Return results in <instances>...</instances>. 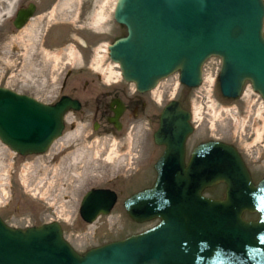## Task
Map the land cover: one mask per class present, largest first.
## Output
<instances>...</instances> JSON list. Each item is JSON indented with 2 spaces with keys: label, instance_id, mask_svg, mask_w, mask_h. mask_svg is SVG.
Instances as JSON below:
<instances>
[{
  "label": "water",
  "instance_id": "water-1",
  "mask_svg": "<svg viewBox=\"0 0 264 264\" xmlns=\"http://www.w3.org/2000/svg\"><path fill=\"white\" fill-rule=\"evenodd\" d=\"M113 18L126 34L108 44L109 58L138 91L174 73L197 87L206 60L218 57L222 96L239 97L248 81L264 101V0H115ZM69 108L79 103H45L0 86V141L21 156L41 154L60 136ZM190 120L178 100L163 106L153 133L164 146L155 180L123 201L133 221L158 219L155 225L80 253L57 221L21 228L0 216V264H264V176L255 183L224 141L199 143L186 161ZM218 183L223 198L203 194ZM116 201L114 190L91 188L79 215L91 223Z\"/></svg>",
  "mask_w": 264,
  "mask_h": 264
},
{
  "label": "rangeland",
  "instance_id": "rangeland-1",
  "mask_svg": "<svg viewBox=\"0 0 264 264\" xmlns=\"http://www.w3.org/2000/svg\"><path fill=\"white\" fill-rule=\"evenodd\" d=\"M114 1L100 3L106 8L103 26L110 33L96 43L93 54L97 59L99 54L105 53V45L116 34L124 33L123 27L119 31L116 23L109 19ZM104 17L94 23H100ZM59 31V35H64L66 30L61 28ZM78 38L81 43L84 39L86 42L98 40V36L93 37L86 32L78 35ZM57 52L59 65L60 58L64 60L67 56L80 63L85 51L81 44L75 46L69 42ZM55 67L54 63L50 77L44 75L47 81H43L42 77V81L36 82L37 91L33 88L40 101L49 102L56 93L60 65ZM219 67L220 59L210 57L203 65V81L197 87L182 85L178 81V73L161 80L158 95L153 91L155 97H161L151 111L158 113L168 101L180 100L183 108L190 111L193 126L186 140L187 156L199 142L224 141L239 151L253 181L257 182L264 176V111L261 112L262 106L259 104L263 100L252 90L248 81L235 99L222 96L217 81L212 86L210 83L209 95L205 91L209 75L216 77ZM3 68L7 69L5 66ZM11 82L8 77L2 80L7 87L13 86ZM232 108L238 112L232 111ZM260 113L261 117L258 116ZM157 126L156 120L150 126L144 122L142 126L137 125L131 130L128 128L109 136L105 140L106 151L94 146V152L78 160L70 156L62 161H49L42 153L21 156L0 141V216L7 224L21 228L57 221L61 224L65 239L80 253L153 226L158 219L142 223L133 221L125 211L123 201L153 183L156 176L154 163L162 152V147L155 144L152 138ZM98 187L114 190L117 202L108 214L87 223L79 215L80 200L87 190ZM224 190V184L218 183L206 188L203 193L209 197H219ZM244 216L256 218V215Z\"/></svg>",
  "mask_w": 264,
  "mask_h": 264
},
{
  "label": "flooded vegetation",
  "instance_id": "flooded-vegetation-1",
  "mask_svg": "<svg viewBox=\"0 0 264 264\" xmlns=\"http://www.w3.org/2000/svg\"><path fill=\"white\" fill-rule=\"evenodd\" d=\"M64 1L66 0H0V68H2L0 86H5L2 80L8 77L13 84L8 88L36 98L33 88L37 91L36 82L42 81V77L43 81H47L44 75L49 77L52 75L54 71L52 56L63 47V44L69 42L75 46L81 44L85 51L80 63L64 61L60 58L56 93L52 100L45 102L52 104L67 97L79 103V108H69L66 111L60 136L42 153L49 158V161L58 159L62 161L72 157L74 150L81 148V143L89 147V149L82 147L83 151L85 149L92 152L95 142L100 141L104 143V150L107 145L105 140L109 136L128 128L131 130L137 125L142 126L144 122L150 126V123L156 120L158 125L162 110L161 108L158 113L151 111L155 103L159 102L152 89L138 91L133 83L123 79L120 67L109 58L107 50L109 43L106 44L105 59L94 60L96 43L110 33V30L104 29L103 26L106 22L105 17L97 24L93 20L102 5L100 3L104 0H71L70 6L61 8ZM66 8L67 11H64ZM103 10L106 15V8L104 7ZM109 19L116 23L119 31L124 28V33L116 34L111 43L125 35L126 28L114 20L113 8ZM30 21L34 24L30 35L24 33L22 39L17 38V32ZM61 28L66 30L64 35H59ZM82 31L93 37L98 36V40L86 42L84 39L81 43L78 35H83ZM28 39L30 44L26 43ZM107 63L114 68L115 75L112 77L109 76ZM59 65L55 64V68ZM4 66L7 69H4ZM178 101L183 107L182 102ZM159 146L162 147V154L164 146ZM194 147L187 156L185 145L186 161ZM224 195L225 190L222 196L210 198H223ZM245 214L256 215V220L259 218L257 213L249 212H244L243 218Z\"/></svg>",
  "mask_w": 264,
  "mask_h": 264
},
{
  "label": "bare ground",
  "instance_id": "bare-ground-1",
  "mask_svg": "<svg viewBox=\"0 0 264 264\" xmlns=\"http://www.w3.org/2000/svg\"><path fill=\"white\" fill-rule=\"evenodd\" d=\"M106 0H104V2H105ZM70 2L72 3V1L71 0H66V1H64L63 2V4L61 5V8H65V7H67V6H70ZM67 9L68 8H66V9H64V11H67ZM98 9H99V6H98ZM104 9V5L102 6L101 5V7H100V9L98 10V13L97 14H95V16H94V22L95 21H99L102 17H104V13H103V10ZM106 13V12H105ZM34 26V24L30 21L29 23H28V25L27 26H25L22 30H20L19 32H17V38H19V39H22L23 37H22V34H26L27 36L28 35H30V31L32 32V27ZM26 43H28V44H30V41H29V39L26 41ZM103 45H105L104 43H103ZM106 46V45H105ZM58 50H60V49H58ZM105 49H103V53L105 52L104 51ZM107 50H108V48H107ZM58 52L57 53H55L53 56H52V58H53V61H54V63L57 65V62H58ZM105 57H106V52L104 53V54H102V55H99V57H98V59L97 58H95L94 60H99V61H103V59H105ZM64 61H71V62H73L74 60H71L70 59V57H68L67 56V58H64ZM115 63V62H114ZM115 64H117V63H115ZM107 65H108V68H109V76H113V75H115V71H114V68L112 67V65L110 64V63H107ZM118 65V64H117ZM119 66V65H118ZM210 77H212V75H209ZM169 77V76H168ZM209 77V84H208V87L205 89V91L207 92V93H209V95L211 94V88H210V83H211V86L217 81V83H218V76H216V77H212V78H210ZM164 79H166V78H164ZM202 81H203V74H202ZM161 82V81H160ZM159 82V83H160ZM158 83V84H159ZM201 84V83H200ZM183 85V84H182ZM218 87H219V83H218ZM158 85L157 86H155L153 89H152V91H154V93H157V95H158ZM149 91V90H148ZM252 92V91H251ZM161 96H158L157 97V99L158 98H160ZM262 107V110H261V112H263L264 111V101L262 102V103H259ZM185 109V108H184ZM232 111H234V112H238L237 111V109H234V108H232L231 109ZM191 114V113H190ZM258 116H262L261 115V113L258 115ZM81 145V148H77L76 150H74V152H73V158L75 159H80V157H82V156H84V155H86V156H89V154L91 153V152H88L87 150H85L86 148L87 149H89V147H87V146H85L86 144L85 143H81L80 144ZM94 146H98V147H100V150L101 149H103V146H104V143L103 142H100V141H96L95 142V145H93V147ZM82 147H85V149H84V151L82 150ZM92 147V148H93ZM11 150V149H10ZM104 150L106 151V149L104 148ZM12 151V150H11ZM94 151H95V149H94ZM93 151V152H94ZM53 222V221H52ZM49 223V222H48Z\"/></svg>",
  "mask_w": 264,
  "mask_h": 264
}]
</instances>
